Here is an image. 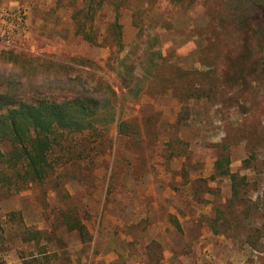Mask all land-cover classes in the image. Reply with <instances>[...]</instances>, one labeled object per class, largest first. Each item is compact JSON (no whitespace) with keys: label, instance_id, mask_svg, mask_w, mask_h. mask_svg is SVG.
<instances>
[{"label":"rangeland","instance_id":"obj_1","mask_svg":"<svg viewBox=\"0 0 264 264\" xmlns=\"http://www.w3.org/2000/svg\"><path fill=\"white\" fill-rule=\"evenodd\" d=\"M148 3L155 8L139 10L138 23L158 38L145 47L167 61L138 104L127 97L126 133L99 138L112 145L94 168L64 172L62 189L0 196V264H264V0H106L95 31L105 33L122 6L127 52L138 33L131 10ZM239 4L249 28L233 17ZM82 7V0H0V86L58 98L82 91L78 83L89 79L57 64L79 57L103 67L114 51L77 31ZM244 53L255 77L212 90L227 58ZM194 80L208 86L207 96L181 103ZM222 156L235 183L216 172ZM68 215L81 219L86 238L65 225Z\"/></svg>","mask_w":264,"mask_h":264},{"label":"trees","instance_id":"obj_2","mask_svg":"<svg viewBox=\"0 0 264 264\" xmlns=\"http://www.w3.org/2000/svg\"><path fill=\"white\" fill-rule=\"evenodd\" d=\"M82 3L83 7L75 11L73 17L77 31L82 33L84 40L93 45L102 37L103 43L114 51L103 67L79 57L57 64L60 71L76 72L89 79L84 84L78 83L80 87L83 86L82 91L70 97H50L38 94L37 91L28 96L0 86V196H16L33 187L44 189L50 186L52 189H62L64 183L58 178L64 172H71L81 166L85 170L94 168L97 160L106 155V143L112 145V140L99 138L105 132L110 134L112 130L120 135L126 133L127 125L123 120L122 107L127 97L132 96L135 99L133 104H138L140 96L150 87L148 82L155 75V67L160 62L167 61L160 51L152 50L151 46L145 47L146 44L156 42L158 38L152 34L153 27L138 23L139 10H154L152 3H148V7L143 9L131 10L130 6L126 7L131 10L133 25L138 29L135 42L127 52L119 22L122 6H115L117 12L114 22L105 33L99 35L95 31V21L105 19L103 9L106 0H82ZM252 7L249 6V9ZM233 17L238 19L239 24L249 28L251 20L247 11L240 8V4L236 6ZM17 20L15 18L13 23H17ZM146 31L151 33L146 34ZM145 34L150 36L145 39ZM250 34L254 37L257 31ZM246 43L252 48L249 40ZM246 53L234 60L227 58V70H223L219 76L215 75V82L209 84L212 85V90L214 87L223 90H233L238 85L244 87L255 77L256 65ZM34 70L37 68L31 70L32 74ZM183 72L186 75L191 74ZM75 80L80 81V78L75 77ZM196 81L179 97L181 103L198 101L207 96L208 86L197 84ZM170 89L172 88L167 86L165 91ZM222 96L224 99L225 94ZM229 165L230 157L222 156L215 164L216 172L230 175L227 169ZM230 176L235 183L237 177ZM235 190L234 184V192ZM71 215L63 218L65 225L71 231H77L80 237L86 238L88 234L85 225L80 218L73 221ZM39 234L31 233L28 240L34 241Z\"/></svg>","mask_w":264,"mask_h":264}]
</instances>
